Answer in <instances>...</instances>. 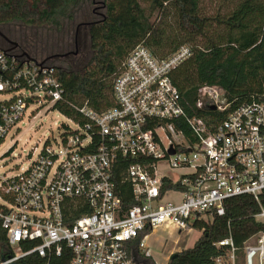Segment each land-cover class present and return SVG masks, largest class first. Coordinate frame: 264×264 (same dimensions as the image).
Masks as SVG:
<instances>
[{"label":"built area","instance_id":"obj_1","mask_svg":"<svg viewBox=\"0 0 264 264\" xmlns=\"http://www.w3.org/2000/svg\"><path fill=\"white\" fill-rule=\"evenodd\" d=\"M191 55L181 46L158 59L135 46L115 73L112 107L101 113L75 107L85 124L71 120L74 129L65 126L58 141L31 150L26 168L0 175V264H53L63 256L67 264H156L146 247L154 229L191 233L222 216L227 199L260 202L264 103L228 111L223 90L203 86L199 113L184 118L170 74ZM63 93L52 65L0 49V144L28 109L54 110ZM120 159L130 162L123 178L131 189L129 207L116 191ZM254 219L264 223L263 206ZM252 238L244 247L245 264L255 256L264 264V232ZM216 246L229 250L215 264H235L231 238Z\"/></svg>","mask_w":264,"mask_h":264},{"label":"trees","instance_id":"obj_2","mask_svg":"<svg viewBox=\"0 0 264 264\" xmlns=\"http://www.w3.org/2000/svg\"><path fill=\"white\" fill-rule=\"evenodd\" d=\"M78 1L0 0V24L18 19L36 26L57 25L64 12ZM103 3L100 17L80 25L83 34L77 36L76 46L62 48L48 57L60 60L64 67L44 59L55 68L64 89L54 110L69 120L80 125L87 122L75 107L86 105L101 113L113 106L115 73L129 51L139 44L158 59L166 58L181 46L191 48L192 55L170 74L181 97L184 118L199 113L196 101L203 86L222 89L228 111L251 101L264 103V0H222L221 12L216 13L205 12L203 0H103ZM67 18H72L70 12ZM179 127L188 135L186 123ZM129 164L118 160L114 173L116 191L125 207L132 205L130 186L123 181ZM260 205L264 207V193L259 203L250 196L227 199L224 214L197 225L200 237L192 247L175 252L167 264H215V259L229 250L227 246H216L226 238H231L235 247V264H242L246 242L264 232V223L254 219ZM3 242L0 228V244ZM67 262L68 256H63L53 264Z\"/></svg>","mask_w":264,"mask_h":264},{"label":"rangeland","instance_id":"obj_3","mask_svg":"<svg viewBox=\"0 0 264 264\" xmlns=\"http://www.w3.org/2000/svg\"><path fill=\"white\" fill-rule=\"evenodd\" d=\"M22 2V0H19ZM222 0H203L202 9L208 13L221 12ZM103 0H79L74 7L66 10L59 18L58 24L30 25L23 20H12L0 24V49L13 48L16 52L26 53L39 61L47 59L52 53L62 51L64 43L70 39L65 30H70L72 39L76 34V26L83 21H90L100 17L103 12ZM228 4V2H226ZM27 17L28 12L23 9ZM70 12L72 18L68 19ZM158 18L155 19L157 21ZM65 25V30L62 28ZM71 28L69 29V26ZM63 30V33H62ZM81 31V33H79ZM77 35H82V30ZM4 37L10 42H6ZM67 37V38H66ZM60 42V43H59ZM50 59L55 65L64 67L60 60ZM36 115L31 118V115ZM75 128V124L66 116L56 110L46 111V107L32 106L25 112V116L15 129L0 144V175L11 172L18 173L26 168L29 163V153L35 148L34 154L40 150L46 141H58L63 128ZM9 150L10 153L5 155ZM5 155V156H4ZM12 169V171H10ZM201 231L194 230L191 233L179 232L169 226H161L150 233L146 241V247L156 264H167L171 251L183 250L191 247L199 238ZM250 244H255L252 238ZM244 252V251H243ZM175 253V252H173ZM245 255V253H244ZM242 264H245V257ZM253 264H258L257 256Z\"/></svg>","mask_w":264,"mask_h":264},{"label":"flooded vegetation","instance_id":"obj_4","mask_svg":"<svg viewBox=\"0 0 264 264\" xmlns=\"http://www.w3.org/2000/svg\"><path fill=\"white\" fill-rule=\"evenodd\" d=\"M80 25H82V23H80L78 26H76V34H75V36H74V38L72 39V37L69 35L70 33H71V31L70 30H65V25H64V27H62L65 31V33L67 32V37H70V38H68V39H70V41L69 40H67L65 43H64V46H63V50L65 49H69L70 48V46L71 45H75L76 46V43H77V31L79 30V28H80ZM83 25H85V23H83ZM71 28V25L69 26V29ZM62 33H63V30H62ZM2 36V35H1ZM0 36V37H1ZM66 37V38H67ZM4 39H5V41L6 42H10L8 39H6L5 37H4ZM0 42H1V38H0ZM60 43V42H59Z\"/></svg>","mask_w":264,"mask_h":264},{"label":"water","instance_id":"obj_5","mask_svg":"<svg viewBox=\"0 0 264 264\" xmlns=\"http://www.w3.org/2000/svg\"><path fill=\"white\" fill-rule=\"evenodd\" d=\"M102 4L104 5L103 2H102ZM210 109H211V110H214V107H211ZM172 153H173V152H172ZM172 153H171V154H172ZM174 256H175V255H174V253H173V254L170 256V258L172 259V258H174Z\"/></svg>","mask_w":264,"mask_h":264},{"label":"crops","instance_id":"obj_6","mask_svg":"<svg viewBox=\"0 0 264 264\" xmlns=\"http://www.w3.org/2000/svg\"><path fill=\"white\" fill-rule=\"evenodd\" d=\"M199 237H200V236H199ZM193 244H194V243H193ZM192 246H193V245H192ZM192 246H191V247H192ZM187 248H190V247H187ZM184 249H186V248H184ZM179 251H180V250H178V251H171L170 255L173 254V252H179ZM170 255H169V256H170ZM168 258H169V257H168Z\"/></svg>","mask_w":264,"mask_h":264}]
</instances>
